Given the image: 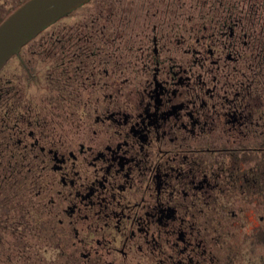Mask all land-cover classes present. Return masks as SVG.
Returning a JSON list of instances; mask_svg holds the SVG:
<instances>
[{"label": "flooded vegetation", "instance_id": "1", "mask_svg": "<svg viewBox=\"0 0 264 264\" xmlns=\"http://www.w3.org/2000/svg\"><path fill=\"white\" fill-rule=\"evenodd\" d=\"M76 8L0 69V149L65 230L52 264H264V0Z\"/></svg>", "mask_w": 264, "mask_h": 264}, {"label": "trees", "instance_id": "2", "mask_svg": "<svg viewBox=\"0 0 264 264\" xmlns=\"http://www.w3.org/2000/svg\"><path fill=\"white\" fill-rule=\"evenodd\" d=\"M17 3L11 2V8L5 14ZM87 9H89L87 4H83L75 10L81 12ZM97 14L98 8L89 13V19ZM4 15L0 17V20ZM53 23L43 28L27 42L50 45L54 40L51 37V32H49ZM99 24L94 23L93 25L98 26ZM44 49L45 47L35 51L41 53ZM40 56L41 54H36V57ZM3 70L4 68L0 71V74L3 73ZM38 75H46L47 77L39 79ZM50 75V70L30 71L28 66L25 65H22V71L20 72L21 78L29 85L38 84L41 81L48 82L51 80ZM4 88L0 87V106L3 105L5 99ZM47 89L51 91V87ZM3 112L0 107V133L4 123ZM0 150V264H38V259H40L41 264H52L54 259L53 250L56 247L58 250V241L61 235L65 234V230H63V226L54 220L51 211L45 208L43 202L45 199H39L37 193L34 192L40 186L36 184V179L29 175L28 166L32 162L27 159L23 171V168L19 169V165H22L21 161H14L13 156L9 161L10 156H6L2 148ZM25 250L26 254L23 257L22 253ZM59 251L62 252L61 249ZM61 252L57 256L59 264L64 261Z\"/></svg>", "mask_w": 264, "mask_h": 264}, {"label": "water", "instance_id": "3", "mask_svg": "<svg viewBox=\"0 0 264 264\" xmlns=\"http://www.w3.org/2000/svg\"><path fill=\"white\" fill-rule=\"evenodd\" d=\"M88 0H24L0 21V69L39 31Z\"/></svg>", "mask_w": 264, "mask_h": 264}]
</instances>
